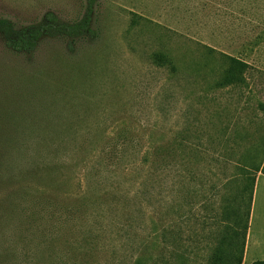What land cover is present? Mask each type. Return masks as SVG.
Returning a JSON list of instances; mask_svg holds the SVG:
<instances>
[{
  "label": "rangeland",
  "instance_id": "rangeland-1",
  "mask_svg": "<svg viewBox=\"0 0 264 264\" xmlns=\"http://www.w3.org/2000/svg\"><path fill=\"white\" fill-rule=\"evenodd\" d=\"M0 19L15 32L50 19L54 27L29 54L6 48L0 32V136L109 137L140 144L179 137L182 155L192 149L205 160L193 166L198 175L192 185L187 177L181 181L179 212L164 223L181 235V260L203 263L220 195L230 191L231 158L241 150L237 138L264 134V0H0ZM60 25L84 29L67 37L55 32ZM154 52L169 55L175 72L154 65ZM222 54L248 64L246 85L213 87L226 66ZM141 146L128 153L143 151ZM156 201L148 199L145 207L135 199L131 228L123 216L102 233L94 251L61 253L45 247L49 230L41 235L35 219L18 209L6 215L0 195V264H132L134 244ZM76 231L72 223L61 227L66 237ZM247 243L242 264L251 260ZM171 250L163 256L168 259Z\"/></svg>",
  "mask_w": 264,
  "mask_h": 264
},
{
  "label": "trees",
  "instance_id": "trees-1",
  "mask_svg": "<svg viewBox=\"0 0 264 264\" xmlns=\"http://www.w3.org/2000/svg\"><path fill=\"white\" fill-rule=\"evenodd\" d=\"M50 21L32 30L15 32L7 21L0 19L4 46L14 53H32L38 41L54 31ZM55 28V32L67 37H73L84 29L83 25ZM207 51L212 53L214 50L207 48ZM222 57L226 66L213 82V87L223 89L246 85L248 64L231 56L222 54ZM151 60L157 67H168L172 73L175 72L173 60L166 53L154 52ZM260 110H264L262 106ZM122 131L125 130L119 129ZM24 133L19 132L20 136H25ZM11 134L0 136L1 205L8 216L18 209L22 217L35 219L40 225L41 235L49 230L45 247L49 245L61 253L68 250L94 251L101 243L102 233L118 226L123 216L128 221L125 226L131 228L129 220L133 221L134 215L130 208L135 199L143 201L141 205L147 207L148 199L155 197L157 206L153 205L147 212L145 224L143 222L145 226H142L143 237L134 244L138 255L132 259V264H187L188 260L182 261L183 255L178 254L180 233L176 227L165 224L164 219L169 218L167 215L170 213L177 215L179 212L181 181L187 177V185H192L198 175L193 166L205 157L192 149L182 155V139L176 136L168 142L146 140L140 144L138 140L109 137L65 140L40 136L28 139ZM237 139L236 146L241 150L231 158L234 159V167L232 178L228 180L230 191L220 195L214 216L215 229L210 233L213 244L201 264L243 262L255 180L258 173L264 175V134L246 133ZM140 146L144 147L143 151L128 153ZM74 180L75 184H69ZM70 187H73L72 191ZM192 196L189 192L188 205H192ZM21 203L27 208L20 210ZM165 207L168 209L164 212ZM45 218L51 220V226L44 224L48 222ZM71 223L77 231L75 235L66 237L61 227ZM168 247L173 251L169 252L167 259L163 254ZM150 251H158L161 256L155 258L148 254ZM63 258L58 257V260L63 261ZM66 261L73 259L69 257ZM251 264H264V260Z\"/></svg>",
  "mask_w": 264,
  "mask_h": 264
},
{
  "label": "crops",
  "instance_id": "crops-1",
  "mask_svg": "<svg viewBox=\"0 0 264 264\" xmlns=\"http://www.w3.org/2000/svg\"><path fill=\"white\" fill-rule=\"evenodd\" d=\"M246 238L249 242L246 251L251 256L248 264L256 260H264V258L256 259L258 255H264V175L261 173L257 174L255 180Z\"/></svg>",
  "mask_w": 264,
  "mask_h": 264
}]
</instances>
